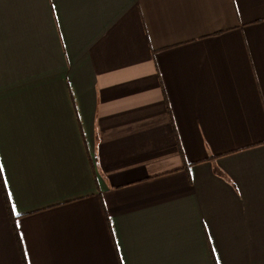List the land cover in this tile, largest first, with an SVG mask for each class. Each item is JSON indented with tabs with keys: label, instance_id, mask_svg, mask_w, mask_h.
Returning a JSON list of instances; mask_svg holds the SVG:
<instances>
[{
	"label": "crops",
	"instance_id": "0c3cea01",
	"mask_svg": "<svg viewBox=\"0 0 264 264\" xmlns=\"http://www.w3.org/2000/svg\"><path fill=\"white\" fill-rule=\"evenodd\" d=\"M0 264H264V0H0Z\"/></svg>",
	"mask_w": 264,
	"mask_h": 264
}]
</instances>
